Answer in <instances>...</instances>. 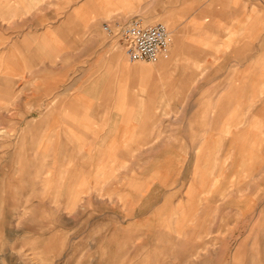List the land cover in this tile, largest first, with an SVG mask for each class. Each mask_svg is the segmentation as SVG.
<instances>
[{
  "label": "rangeland",
  "instance_id": "rangeland-1",
  "mask_svg": "<svg viewBox=\"0 0 264 264\" xmlns=\"http://www.w3.org/2000/svg\"><path fill=\"white\" fill-rule=\"evenodd\" d=\"M150 7L144 24L192 41L197 77L167 72L128 157L69 140L58 157L63 86L0 76V264H264V0ZM195 103L196 125L171 124Z\"/></svg>",
  "mask_w": 264,
  "mask_h": 264
},
{
  "label": "crops",
  "instance_id": "crops-1",
  "mask_svg": "<svg viewBox=\"0 0 264 264\" xmlns=\"http://www.w3.org/2000/svg\"><path fill=\"white\" fill-rule=\"evenodd\" d=\"M167 1L0 0V76L20 79L44 72L46 78L56 79L48 80L49 89L63 86L57 95L60 111L53 112L49 123L51 141L60 143L58 157L64 156L68 140L84 150L96 143L94 150L100 153L95 156L110 150V156L123 151L128 157L132 144L147 140L150 120L158 118L154 107L165 97L167 72L172 69L182 79L197 77L195 70L188 71L198 61L188 48L193 43L182 39L180 31L173 53L169 50L161 65L148 66L130 61L121 47L115 51L116 41L103 30L107 24L137 18L143 22L150 5L163 16ZM196 103L187 107L189 117L171 124L196 125Z\"/></svg>",
  "mask_w": 264,
  "mask_h": 264
},
{
  "label": "built area",
  "instance_id": "built-area-1",
  "mask_svg": "<svg viewBox=\"0 0 264 264\" xmlns=\"http://www.w3.org/2000/svg\"><path fill=\"white\" fill-rule=\"evenodd\" d=\"M103 30L125 49L130 61L140 63L157 62L171 48V32L162 23L146 25L139 19L124 24L104 25Z\"/></svg>",
  "mask_w": 264,
  "mask_h": 264
},
{
  "label": "bare ground",
  "instance_id": "bare-ground-1",
  "mask_svg": "<svg viewBox=\"0 0 264 264\" xmlns=\"http://www.w3.org/2000/svg\"><path fill=\"white\" fill-rule=\"evenodd\" d=\"M173 34H174V35H173ZM173 34H172V35H173V38H172V39H173V42H172V45H171V49L174 47V44L176 43L174 39L177 38V35L175 34L174 31H173ZM163 59H164V55H163L161 58H159V59L157 60V63H158L157 65H161L162 63H160V62H162ZM47 87H48V86H47ZM10 93H13V92L11 91ZM16 98H17V97H16ZM13 101H15V99H14ZM158 139H159V138H158Z\"/></svg>",
  "mask_w": 264,
  "mask_h": 264
}]
</instances>
